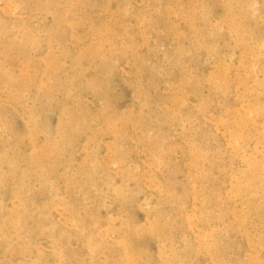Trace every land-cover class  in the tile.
Masks as SVG:
<instances>
[{
    "label": "rangeland",
    "instance_id": "1",
    "mask_svg": "<svg viewBox=\"0 0 264 264\" xmlns=\"http://www.w3.org/2000/svg\"><path fill=\"white\" fill-rule=\"evenodd\" d=\"M148 1L0 0V264H264V0Z\"/></svg>",
    "mask_w": 264,
    "mask_h": 264
},
{
    "label": "bare ground",
    "instance_id": "2",
    "mask_svg": "<svg viewBox=\"0 0 264 264\" xmlns=\"http://www.w3.org/2000/svg\"><path fill=\"white\" fill-rule=\"evenodd\" d=\"M148 1V0H147ZM192 1V0H191ZM149 2V1H148ZM183 2V1H182ZM242 2V1H241ZM246 2V1H245ZM150 3V2H149ZM152 3V2H151ZM161 3V2H160ZM221 3V2H220ZM243 3H244V0H243ZM249 3H250V1H249ZM262 3H264V2H262ZM13 4H15V3H13ZM158 4V3H157ZM181 4V3H180ZM223 4V3H222ZM228 4V3H227ZM51 5H53V4H51ZM147 5V4H146ZM226 5V4H225ZM240 5V4H239ZM249 4H247V6H248ZM251 5V4H250ZM14 6V5H13ZM160 6V5H159ZM236 6H238V5H236ZM245 6V5H244ZM247 6H246V9H247ZM261 6V5H260ZM1 8H2V6H0ZM10 7V6H9ZM15 7V6H14ZM50 7V6H49ZM143 7V6H142ZM231 7H233V6H231ZM249 7V6H248ZM20 8V7H19ZM84 8V7H83ZM82 8V9H83ZM148 8V7H147ZM156 8V7H155ZM163 8V7H162ZM161 8V9H162ZM165 8V7H164ZM229 8V7H228ZM250 8V7H249ZM253 8V7H252ZM259 8V7H258ZM7 9V8H6ZM77 9V8H76ZM127 9V8H126ZM230 9V8H229ZM251 9V8H250ZM250 9H248V10H250ZM68 10V9H67ZM124 10H125V8H124ZM252 10V9H251ZM250 10V11H251ZM4 11V10H3ZM8 11V10H7ZM140 11V10H139ZM166 11V10H165ZM168 11V10H167ZM189 11V10H188ZM192 11V10H191ZM201 11V10H200ZM229 11V10H228ZM246 11V10H245ZM253 11V10H252ZM53 12V11H52ZM74 12V11H73ZM119 12V11H118ZM123 12V11H122ZM174 12V11H173ZM176 13H177V11H175ZM248 12V11H247ZM231 13V12H230ZM255 13H257V12H255ZM12 14V13H11ZM116 14V13H115ZM140 14V13H139ZM246 14V13H245ZM245 14H244V16L243 17H245ZM253 14V13H252ZM120 15V14H119ZM118 15V16H119ZM183 15H184V13H183ZM194 15V14H193ZM192 15V16H193ZM196 15V14H195ZM198 15V14H197ZM232 15V14H231ZM238 15V14H237ZM64 16V15H63ZM121 16V15H120ZM128 16V15H127ZM236 16V15H235ZM234 16V17H235ZM251 16V15H250ZM253 16H255V15H253ZM186 16H184V18H185ZM229 17H230V15H229ZM236 17H238V16H236ZM136 18H137V16H136ZM81 19V18H80ZM79 19V20H80ZM85 19V18H84ZM112 19V18H111ZM120 19H121V17H120ZM123 19V18H122ZM167 19V18H166ZM188 19H190V18H188ZM194 19H195V17H194ZM222 19V18H221ZM224 19V18H223ZM230 19V18H229ZM234 19V18H233ZM232 19V20H233ZM244 19V18H243ZM252 19H254L253 17H252ZM82 20V19H81ZM226 20V19H225ZM193 21V20H192ZM192 21L190 20V22L192 23ZM196 21V20H195ZM187 22V21H186ZM188 22H189V20H188ZM242 22H244V21H242ZM116 23V22H115ZM190 23V24H191ZM195 23V22H194ZM217 23H219V22H217ZM223 23V22H222ZM221 23V24H222ZM240 23V22H239ZM176 24V23H175ZM186 24V23H185ZM241 24V23H240ZM79 25V24H78ZM189 25V24H188ZM231 25V24H230ZM61 26V25H60ZM107 26H109V25H107ZM221 26V25H220ZM225 26H227V25H225ZM98 27V26H97ZM105 27V26H104ZM129 27V26H128ZM191 27V26H190ZM63 28V27H62ZM83 28V27H82ZM231 28V27H230ZM74 29V28H73ZM176 29V28H175ZM193 29H195V28H193ZM76 30V29H75ZM109 30V29H108ZM111 30V29H110ZM180 31V30H179ZM239 31V30H238ZM237 31V32H238ZM1 32V31H0ZM123 32V31H122ZM171 32V31H170ZM174 32V31H173ZM173 32H172V34H173ZM184 32V31H183ZM236 32V33H237ZM51 33V32H50ZM107 33V32H106ZM105 33V34H106ZM126 33H128V32H126ZM125 33V34H126ZM181 33V32H180ZM192 33V32H191ZM62 34V33H61ZM83 34V33H82ZM175 34V33H174ZM184 34V33H183ZM235 34V33H234ZM239 34V33H238ZM73 35V34H72ZM22 36V35H21ZM48 36H50V35H48ZM173 36V35H172ZM241 36V35H240ZM80 37V36H79ZM124 37V36H123ZM235 37V36H234ZM70 38V37H69ZM76 38H77V36H76ZM105 38V37H104ZM103 38V39H104ZM197 38V37H196ZM237 38H238V36H237ZM18 39V38H17ZM83 39V38H82ZM249 39V38H248ZM100 40V39H99ZM259 40V39H258ZM51 41V40H50ZM78 41V40H77ZM238 41V40H237ZM241 41L243 42V40L241 39ZM19 42V41H18ZM80 42V41H79ZM78 42V43H79ZM105 43V42H104ZM200 43V42H199ZM204 43V42H203ZM206 43V42H205ZM249 43V42H248ZM23 44V43H22ZM35 44V43H34ZM108 44H109V41H108ZM193 44V43H192ZM245 44V43H244ZM29 45V44H28ZM97 45V44H96ZM194 45V44H193ZM199 45V44H198ZM211 45V44H210ZM20 46V45H19ZM207 46V45H206ZM230 46V45H229ZM3 47V46H2ZM97 47H98V45H97ZM103 47V46H102ZM101 47V48H102ZM125 47H126V45H125ZM181 47V46H180ZM199 47H200V45H199ZM205 47V46H204ZM25 48V47H24ZM91 48V47H90ZM96 48V47H95ZM123 48V47H122ZM183 48V47H182ZM196 48H198V47H196ZM203 48V47H202ZM5 49V48H4ZM93 49V48H92ZM103 49V48H102ZM128 49V48H127ZM207 49V48H206ZM214 49V48H213ZM123 50V49H122ZM250 50V49H249ZM93 51V50H92ZM126 51V50H125ZM208 51V50H207ZM106 52V51H105ZM124 53H126V52H124ZM22 54V53H21ZM53 55V54H52ZM51 55V56H52ZM260 55V54H259ZM258 55V56H259ZM6 56V55H5ZM45 56V55H44ZM55 56V55H54ZM67 56V55H66ZM49 57V56H48ZM53 57V56H52ZM58 57V56H57ZM251 57V56H250ZM44 58V57H43ZM56 58V57H55ZM205 58V57H204ZM243 58H245V55H244V57ZM83 61V60H82ZM117 61V60H116ZM45 63V62H44ZM57 63V62H56ZM88 63V62H87ZM247 63H248V61H247ZM250 64V63H249ZM33 65V64H32ZM217 65V64H216ZM252 65V64H251ZM59 66V65H58ZM215 66V65H214ZM249 66V65H248ZM243 67V66H242ZM29 68V67H28ZM33 68V67H32ZM217 68V67H216ZM54 69V68H53ZM91 71V70H90ZM220 71V70H219ZM226 71V70H225ZM222 72V71H221ZM226 73V72H225ZM249 73V72H248ZM53 74V73H52ZM85 74V73H84ZM106 74H107V72H106ZM221 74V73H220ZM220 74H219V77H220ZM244 74V73H243ZM247 73H245V75H246ZM95 75V74H94ZM231 75V74H230ZM31 76V75H30ZM51 76V75H50ZM81 76V75H80ZM234 77H236V76H234ZM210 78H211V76H210ZM237 78V77H236ZM30 80V79H29ZM215 80H217V79H215ZM244 80V79H243ZM56 81V80H55ZM1 82V81H0ZM212 82V81H211ZM228 82V81H227ZM41 83V82H40ZM88 83H89V81H88ZM95 84V83H94ZM92 85V84H91ZM174 85V84H173ZM212 85V84H211ZM89 86V85H88ZM49 87V86H48ZM47 87V88H48ZM103 88V87H102ZM81 91V90H80ZM47 92V91H46ZM245 92H246V90H245ZM20 94V93H19ZM101 94V93H100ZM241 94H243V93H241ZM51 95V94H50ZM68 95V94H67ZM244 95V94H243ZM42 96V95H41ZM73 97V96H72ZM19 99V98H18ZM66 99V98H65ZM183 99V98H182ZM75 100V99H74ZM169 100V99H168ZM21 102V101H20ZM63 102V101H62ZM37 103V102H36ZM76 103V102H75ZM77 105V104H76ZM61 106V105H60ZM68 106V105H67ZM181 106V105H180ZM240 106H242V105H240ZM249 106V105H248ZM71 107V106H70ZM84 107V106H83ZM258 107V106H257ZM174 108V107H173ZM244 108V107H243ZM85 109V108H84ZM252 109V108H251ZM254 109V108H253ZM252 109V110H253ZM79 111V110H78ZM81 111V110H80ZM77 112V111H76ZM245 112V111H244ZM84 113V112H83ZM258 113V112H257ZM256 113V114H257ZM244 114V113H243ZM75 115V114H74ZM74 115H72V116H74ZM89 115V114H88ZM104 115V114H103ZM253 115V114H252ZM26 116H27V114H26ZM34 116V115H33ZM71 116V115H70ZM29 117V116H28ZM68 117V116H67ZM87 117V116H86ZM249 117H251V116H249ZM27 118V117H26ZM66 118V117H65ZM132 118V117H131ZM80 119V118H79ZM216 119H218V118H216ZM126 120V119H125ZM80 121V120H79ZM225 121V120H224ZM251 121V120H250ZM59 122V121H58ZM75 122V121H74ZM83 123V122H82ZM127 123V122H126ZM217 123V122H216ZM222 123H225V122H222ZM261 123V122H260ZM69 124V123H68ZM70 124H73V123H70ZM199 124V123H198ZM218 124H220V122L218 123ZM262 124V123H261ZM58 125V124H57ZM133 125V124H132ZM204 125H205V123H204ZM40 126V125H39ZM75 126V125H74ZM224 126V125H223ZM226 126V125H225ZM253 126V125H252ZM78 127V126H77ZM79 128V127H78ZM39 129V128H38ZM71 129V128H70ZM235 129V128H234ZM67 130V129H66ZM74 130V129H73ZM77 130V129H76ZM84 130V129H83ZM68 131V130H67ZM115 131V130H114ZM243 131V130H242ZM34 132V131H33ZM38 132V131H37ZM84 132V131H83ZM102 132V131H101ZM35 133V132H34ZM69 133V132H68ZM78 133H80V132H78ZM78 133H77V135H78ZM61 134V133H60ZM71 134V133H70ZM85 135V134H84ZM102 135V134H101ZM43 136V135H42ZM256 136V135H255ZM23 137V136H22ZM65 137V136H64ZM88 137V136H87ZM11 138V137H10ZM11 140V139H10ZM72 140V139H71ZM74 140V139H73ZM242 140V139H241ZM251 140V139H250ZM27 141V140H26ZM69 141V140H68ZM240 141V140H239ZM62 142H64V141H62ZM91 142V141H90ZM251 142V141H250ZM257 142V141H256ZM15 143V142H14ZM99 143V142H98ZM20 144V143H19ZM43 144V143H42ZM41 144V145H42ZM235 144V143H234ZM31 145H32V143H31ZM40 145V146H41ZM66 145H67V143H66ZM7 146H8V144H7ZM234 146V145H233ZM16 147V146H15ZM33 147H35V146H33ZM88 147V146H87ZM95 147H97V146H95ZM175 147V146H174ZM28 149V148H27ZM174 149V148H173ZM54 151V150H53ZM10 152V151H9ZM19 152V151H18ZM17 152V153H18ZM119 152V151H118ZM193 152V151H192ZM12 153V152H11ZM29 153V152H28ZM48 153V152H47ZM87 153H88V151H87ZM24 154V153H23ZM57 154V153H56ZM118 154V153H117ZM193 154H195L194 152H193ZM18 155V154H17ZM25 155V154H24ZM31 155V154H30ZM40 155V154H39ZM43 155V154H42ZM59 155V154H58ZM78 155V154H77ZM109 156V155H108ZM48 157V156H47ZM99 157V156H98ZM89 158V157H88ZM92 158V157H91ZM194 158V157H193ZM23 159V158H22ZM49 159V158H48ZM34 160V159H33ZM87 160V159H86ZM25 161V160H24ZM39 161V160H38ZM126 161V160H125ZM6 162V161H5ZM13 162H15V161H13ZM36 162V161H35ZM196 162V161H195ZM12 163V162H11ZM24 163V162H23ZM88 163V162H87ZM3 164V163H2ZM22 164V163H21ZM72 164V163H71ZM37 166V165H36ZM44 166V165H43ZM81 166V165H80ZM123 166V165H122ZM209 167V166H208ZM51 168V167H50ZM38 169V168H37ZM72 169V168H71ZM53 170V169H52ZM38 171V170H37ZM57 171V170H56ZM201 172V171H200ZM195 173V172H194ZM41 174V173H40ZM55 174V173H54ZM56 174H57V172H56ZM100 174V173H99ZM83 175V174H82ZM159 175V174H158ZM150 176V175H149ZM76 177V176H75ZM91 177V176H90ZM193 177H195V176H193ZM31 178V177H30ZM149 178V177H148ZM147 178V179H148ZM204 178V177H203ZM141 179V178H140ZM208 180V179H207ZM10 181V180H9ZM99 181V180H98ZM190 181V180H189ZM229 181V180H228ZM3 182V181H2ZM159 182V181H158ZM209 182V181H208ZM241 182V181H240ZM80 183V182H79ZM165 183V182H164ZM201 183H202V181H201ZM238 183V182H237ZM48 185V184H47ZM61 185V184H60ZM68 186V185H67ZM201 186V185H200ZM162 187V186H161ZM202 187V186H201ZM217 187V186H216ZM12 188V187H11ZM168 188V187H167ZM237 188V187H236ZM239 188V187H238ZM208 191H209V189H208ZM207 191V192H208ZM219 191V190H218ZM8 192V191H7ZM51 192V191H50ZM242 192V191H241ZM58 193V192H57ZM92 193V192H91ZM113 193V192H112ZM6 194V193H5ZM212 194V193H211ZM34 195V194H33ZM219 195V194H218ZM23 196V195H22ZM45 196V195H44ZM28 197H29V195H28ZM79 197V196H78ZM232 197V196H231ZM237 197V196H236ZM195 198V197H194ZM36 199V198H35ZM100 199V198H99ZM38 200V199H37ZM94 201V200H93ZM160 201V200H159ZM171 201V200H170ZM194 201V200H193ZM27 202V201H26ZM219 202V201H218ZM9 204V203H8ZM18 206V205H17ZM35 206H36V204H35ZM95 206V205H94ZM20 207V206H19ZM21 207H22V205H21ZM17 209H18V207H17ZM77 209V208H76ZM89 209V208H88ZM94 209V208H93ZM243 209V208H242ZM19 210V209H18ZM40 210V209H39ZM4 212V211H3ZM77 212V211H76ZM73 213V212H72ZM90 213V212H89ZM2 214V213H1ZM16 214H18V213H16ZM27 214V213H26ZM67 214V213H66ZM248 214V213H247ZM246 214V215H247ZM29 215V214H28ZM48 216V215H47ZM70 216V215H69ZM164 216V215H163ZM232 216V215H231ZM86 217V216H85ZM228 217V216H227ZM257 217V216H256ZM41 218V217H40ZM162 218H164V217H162ZM242 219V218H241ZM98 220V219H97ZM216 220V219H215ZM259 220V219H258ZM78 221V220H77ZM260 221V220H259ZM262 221V220H261ZM255 222V221H254ZM257 222V221H256ZM210 223V222H209ZM46 224V223H45ZM57 225V224H56ZM82 225V224H81ZM58 226V225H57ZM97 226V225H96ZM64 227V226H63ZM258 227V226H257ZM24 228V227H23ZM54 228H55V226H54ZM256 228V227H255ZM2 229V228H1ZM35 229H36V227H35ZM167 229V228H166ZM260 230V229H259ZM72 231V230H71ZM261 231V230H260ZM249 233H251V232H249ZM249 233H247V234H249ZM259 233V232H258ZM252 234V233H251ZM93 235V234H92ZM253 235V234H252ZM199 236V235H198ZM108 237V236H107ZM255 237V236H254ZM249 238V237H248ZM256 238V237H255ZM254 240V239H253ZM220 241V240H219ZM217 242V241H216ZM257 242V241H256ZM259 242V241H258ZM14 243V242H13ZM93 243H95V242H93ZM262 245V244H261ZM255 247V246H254ZM128 248V247H127ZM28 250V249H27ZM255 250V249H254ZM30 251V250H29ZM128 252V251H127ZM226 253V252H225ZM26 255H28V254H26ZM224 255V254H223ZM248 259V258H247ZM65 262V261H64ZM174 262V261H173ZM218 262V261H217ZM231 264V263H230ZM243 264V263H242ZM261 264V263H260Z\"/></svg>",
    "mask_w": 264,
    "mask_h": 264
}]
</instances>
